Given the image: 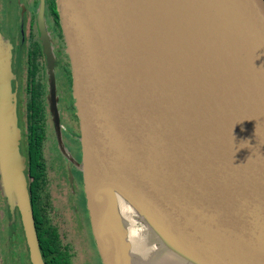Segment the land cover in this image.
<instances>
[{
    "label": "water",
    "instance_id": "1",
    "mask_svg": "<svg viewBox=\"0 0 264 264\" xmlns=\"http://www.w3.org/2000/svg\"><path fill=\"white\" fill-rule=\"evenodd\" d=\"M54 1L102 264H264V0ZM11 78L0 36V194L45 264ZM49 97L57 122L52 69Z\"/></svg>",
    "mask_w": 264,
    "mask_h": 264
},
{
    "label": "flooded vegetation",
    "instance_id": "2",
    "mask_svg": "<svg viewBox=\"0 0 264 264\" xmlns=\"http://www.w3.org/2000/svg\"><path fill=\"white\" fill-rule=\"evenodd\" d=\"M6 4H8V0H0V36L10 53L11 100L17 106L20 133L23 131L20 107L22 106L24 109L25 134H20L24 174L28 190H30L31 182L35 183L38 188L36 207L47 217L44 221L37 220V225L34 219L35 229L37 227L40 231L55 229L61 240L62 251L67 256L64 263L102 264L94 241H91L93 237L90 231L83 173L80 166L82 152L79 122L71 101L68 59L65 54L55 1L14 0L16 7L10 5V8L14 7V10L11 14L12 17L8 16L9 19L1 14V8ZM44 35L48 41V50L52 59L50 68ZM51 69L55 78L57 122L54 119V109L49 97V70ZM32 107L35 108L31 109ZM50 150L55 155H52ZM32 154L34 155L32 156ZM56 156L60 159L61 170H58L51 159ZM33 168L39 172L38 175H33L31 172ZM49 168L53 169L55 178L52 181L61 198L63 194L68 211L72 207V212L76 214L78 213L76 202L80 206L77 230L82 232L84 247L87 249V256H84L80 263L75 260L76 250L73 242L63 241L67 238L65 231L63 232L59 225L63 213L58 210L60 208H55L53 203L52 181L47 174ZM69 194L74 197L68 199ZM19 238L22 242H19ZM16 240L14 261L4 260V264H31L23 234H17ZM94 254L98 260H92ZM43 259L45 264H50L44 257Z\"/></svg>",
    "mask_w": 264,
    "mask_h": 264
},
{
    "label": "rangeland",
    "instance_id": "3",
    "mask_svg": "<svg viewBox=\"0 0 264 264\" xmlns=\"http://www.w3.org/2000/svg\"><path fill=\"white\" fill-rule=\"evenodd\" d=\"M10 5L14 6V0H8V4L4 5L3 8H1V14L2 16H6L7 19H9V17L11 18L13 14V10L14 7L10 8ZM9 16V17H8ZM20 113L22 116V120H23V126H21L22 130L20 133V130H18L19 132V142H20V134H25V129H24V109L21 106L20 107ZM16 115H17V106H16ZM17 119V127L19 129V121L18 118ZM50 152L52 153V155H55V153L53 151L50 150ZM25 155V153H24ZM52 161L55 163L56 167L58 168V170H61L62 166L60 163V159L56 156L51 158ZM58 163V164H57ZM48 178L52 181L53 178H55V174L53 173V169L49 168L48 169ZM53 192V203L55 208H60L58 209L61 213H63L62 218L60 219V229L65 233L67 238L63 239V241H69V242H73V245L75 247L76 250V256H75V260L77 263L82 262V259H84V256H87V249L86 247H84V241L82 237V232L78 231L77 229L79 228L78 225V220L77 217H80V206L79 204H77L76 202V208H77V212L76 214H74L72 211V207L70 208L69 206V211L67 209V203L64 201V196L62 194V198L60 197V194L56 191L54 182L52 181V190ZM69 198L71 199V197H74L72 195H68ZM63 201V202H62ZM71 201V200H70ZM71 203L73 204V202L71 201ZM134 227L135 229L141 234L144 235L145 233V227L143 226V224L141 222H134ZM91 231V229H90ZM23 234L22 231V226H21V222L19 219V215L17 210H13V212H10V209L8 207V204L6 202L5 197H3L0 194V256H1V264H4V260H6L8 262V260H12L14 261V254H15V248L17 245V240H16V235ZM92 235V234H91ZM91 241H93V239L91 238ZM25 244V243H24ZM92 260H98L97 256L94 254L92 257ZM169 264V262H168Z\"/></svg>",
    "mask_w": 264,
    "mask_h": 264
},
{
    "label": "trees",
    "instance_id": "4",
    "mask_svg": "<svg viewBox=\"0 0 264 264\" xmlns=\"http://www.w3.org/2000/svg\"><path fill=\"white\" fill-rule=\"evenodd\" d=\"M34 108L35 107H32L31 109H34ZM33 155L34 154H32V156ZM31 172L33 173V175L39 174V172H37L34 168L31 170ZM29 189H30L29 191H30V197H31L30 200L32 201V207L34 210L32 211L34 214L35 223L37 222V220H40V221L46 220L47 218L46 215L42 213L40 209L36 207V199L38 198L39 192H38V188L36 187L35 183L31 182ZM36 229H37L38 239L40 242L41 251H42V254L45 260L47 262H50V264H67V263H64V261L67 260V256L62 251L61 240L59 239V236L55 232V229L54 228L53 230L44 229L42 231H40L38 227ZM19 242H22L20 238H19Z\"/></svg>",
    "mask_w": 264,
    "mask_h": 264
},
{
    "label": "bare ground",
    "instance_id": "5",
    "mask_svg": "<svg viewBox=\"0 0 264 264\" xmlns=\"http://www.w3.org/2000/svg\"><path fill=\"white\" fill-rule=\"evenodd\" d=\"M116 200L119 204L120 212L128 225V238L132 245V252L135 257L140 258L142 253L145 252L143 244L144 240H142L140 233L134 227V212L132 207L128 206L127 203H125V201L119 196L116 197Z\"/></svg>",
    "mask_w": 264,
    "mask_h": 264
}]
</instances>
